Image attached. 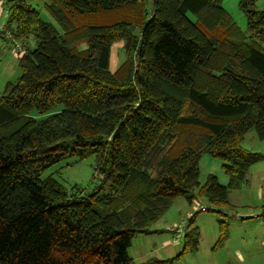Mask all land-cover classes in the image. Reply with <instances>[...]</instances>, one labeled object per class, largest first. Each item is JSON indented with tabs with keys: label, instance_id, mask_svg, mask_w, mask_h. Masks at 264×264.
<instances>
[{
	"label": "trees",
	"instance_id": "16d2710c",
	"mask_svg": "<svg viewBox=\"0 0 264 264\" xmlns=\"http://www.w3.org/2000/svg\"><path fill=\"white\" fill-rule=\"evenodd\" d=\"M4 1L0 37L33 38L34 46L21 45V76L0 92V264H137L133 240L154 234L177 198L229 206L264 159L243 148L249 132L264 141V9L256 0L240 3L247 36L223 0H149L151 13L135 20L144 0H51L59 29L30 0ZM131 8L128 21L82 22ZM123 39L130 62L112 73L111 48ZM205 154L222 161L227 185L215 175L201 184ZM67 157L95 158L93 190L41 178ZM219 224L217 247L229 239L228 222ZM199 244L189 230L176 258L148 264H172Z\"/></svg>",
	"mask_w": 264,
	"mask_h": 264
},
{
	"label": "rangeland",
	"instance_id": "374dc122",
	"mask_svg": "<svg viewBox=\"0 0 264 264\" xmlns=\"http://www.w3.org/2000/svg\"><path fill=\"white\" fill-rule=\"evenodd\" d=\"M51 0H30V4L39 13L43 21L53 24L58 28L51 14L46 9V5ZM243 0H223L224 9L230 13L241 29L244 35H248L247 22L245 15L240 8V3ZM256 8L264 9V0H256ZM136 10L138 15H134L135 8L125 11H117L113 13H101L94 16L82 18V22L86 25H110L117 22L128 21L135 16L134 20L142 19L146 13H151L152 3L149 0L138 6ZM189 18L194 21V17L189 14ZM7 20L6 4L4 0H0V34L5 32ZM59 29V28H58ZM134 36L139 35V30L136 29ZM1 36V35H0ZM15 44L25 45L27 48L34 46V39L30 38L26 42L16 40L14 44H9L0 37V92L3 91L5 85L9 82H16L21 76V70L18 64V57L13 54L11 49ZM127 41L120 40L112 45L110 58V71L117 73L129 64L130 52L127 49ZM32 116L37 119L43 117L36 112ZM243 148L252 153H258L264 157V141L257 138L255 132H249L243 142ZM209 174H214L218 177L219 183L222 185L228 184V176L223 169L221 160L213 158L205 154L200 160V182L204 184ZM53 176L58 180L69 192L76 193L77 190L91 191L100 182L101 177L96 170V160L94 157L79 161L75 157H67L62 162L48 169L42 179ZM264 191V159L255 163L247 176V181L240 188L234 189L230 195V204L226 209H220L211 206L205 199L198 198L192 203L186 199L177 198L172 206L165 214L152 226L154 234L138 235L132 242L129 248V255L137 264H148L151 262L169 261L179 255L183 248L184 235L175 241L170 228L174 225H186L190 222V215L196 216V224L200 225L204 241L201 243L199 252L195 255H184L179 260L172 264H202L207 255L213 254L217 264H236L241 258V255L246 257L248 254L256 258L264 264V219L261 217L264 207V198L261 195ZM208 208L207 211H201L202 208ZM225 213H228L225 214ZM238 216L241 218V224H232L231 235L229 239L221 246L217 247L216 240H212L214 233L218 227V220H226L232 222ZM204 229V231H203ZM243 229V231H242ZM205 233V234H204ZM205 235V236H204ZM246 236V237H245ZM206 237V239H205ZM247 241H244V239ZM166 247L165 243L172 242ZM211 245V247H210ZM160 264V263H158ZM163 264V263H162ZM206 264V263H205Z\"/></svg>",
	"mask_w": 264,
	"mask_h": 264
},
{
	"label": "crops",
	"instance_id": "0c3cea01",
	"mask_svg": "<svg viewBox=\"0 0 264 264\" xmlns=\"http://www.w3.org/2000/svg\"><path fill=\"white\" fill-rule=\"evenodd\" d=\"M3 30L5 31L6 30V26H3ZM8 35H6L5 36V38H1L2 40H4V41H6L7 43H9L10 45L12 44L11 43V41L9 40V38L7 37ZM11 47H12V45H11ZM13 49V48H12ZM11 49V51H13ZM209 175H214V174H209ZM217 177V176H216ZM218 178V177H217ZM231 195V194H230ZM261 195H262V193H261ZM190 217V221L192 220L193 222H192V225H191V227L189 228V225H187L186 226V229L183 231L184 233H186V232H188L189 230H192V229H196L197 231H198V233H199V236H200V244H199V249H198V252L199 251H201L200 250V247H201V243L204 241V239H203V234H202V230H201V226L200 225H195L196 224V216H192V215H190L189 216ZM243 220V219H242ZM241 220V218L239 217V218H234V220H232V222H228V227H229V235H231V226H232V224H237L238 226H240V229H241V226H243V224H241L242 221ZM220 221H226V220H221V219H219L218 220V228L216 229V230H214V231H216L215 233H214V237L212 236V240H215L216 238H217V236H218V239H219V236H220V229H219V227H220V224H219V222ZM190 223V222H189ZM180 225H178V224H176V225H174L172 228H170L169 230H170V232H172V230H175V229H177L178 227H179ZM203 231H204V229H203ZM242 231H243V229H242ZM172 234H173V238H174V232H172ZM205 234V233H204ZM205 236V235H204ZM246 237V236H245ZM205 239H206V237H205ZM218 239L216 240V242L218 241ZM244 241H247V238H246V240L244 239ZM171 243H173V241L172 242H167V243H165L166 244V247H168L167 245H170ZM210 247H211V245H210ZM181 252V251H180ZM204 254H205V261H203L202 262V264H217L216 262H215V259H214V256L215 255H213V254H210L209 253V255H207V253H206V251H204L203 252ZM195 254H197V253H194V254H191V255H195ZM258 258H261L260 256H258V255H256V258L255 257H253V256H251V254H248V256H246V257H244V256H242L241 255V258H240V260L238 261V263H236V264H263L262 263V260H261V263L259 262V260H258ZM227 264H231V263H227ZM234 264V263H233Z\"/></svg>",
	"mask_w": 264,
	"mask_h": 264
},
{
	"label": "built area",
	"instance_id": "2783aa9c",
	"mask_svg": "<svg viewBox=\"0 0 264 264\" xmlns=\"http://www.w3.org/2000/svg\"><path fill=\"white\" fill-rule=\"evenodd\" d=\"M21 52H22L21 45L16 44V45H15V51H14L13 54L18 55V54L21 53ZM262 196H263V198H264V191H263V193H262ZM207 210H208V208H204V207H203L201 211H207ZM225 214L228 215V213H225ZM261 217H263V219H264V207H263V212H262V214H261ZM236 218H239V217L236 216ZM186 226H187V225H186L185 223H182V225H180L177 229L172 230V232H174V238H173V239H174L175 241H177V240L181 237L183 231L186 229Z\"/></svg>",
	"mask_w": 264,
	"mask_h": 264
}]
</instances>
